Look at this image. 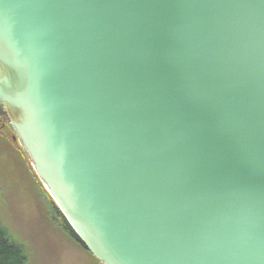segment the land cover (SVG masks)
Segmentation results:
<instances>
[{
    "label": "water",
    "instance_id": "1",
    "mask_svg": "<svg viewBox=\"0 0 264 264\" xmlns=\"http://www.w3.org/2000/svg\"><path fill=\"white\" fill-rule=\"evenodd\" d=\"M0 120L98 264H264V0H0Z\"/></svg>",
    "mask_w": 264,
    "mask_h": 264
},
{
    "label": "rangeland",
    "instance_id": "2",
    "mask_svg": "<svg viewBox=\"0 0 264 264\" xmlns=\"http://www.w3.org/2000/svg\"><path fill=\"white\" fill-rule=\"evenodd\" d=\"M12 131L0 120V224L27 255V264H98L66 235L57 207ZM48 194V193H47ZM58 210V209H57ZM61 214V213H60Z\"/></svg>",
    "mask_w": 264,
    "mask_h": 264
},
{
    "label": "trees",
    "instance_id": "3",
    "mask_svg": "<svg viewBox=\"0 0 264 264\" xmlns=\"http://www.w3.org/2000/svg\"><path fill=\"white\" fill-rule=\"evenodd\" d=\"M46 198L49 196L45 190H43ZM50 201V199H49ZM59 218L61 219L62 227L71 241L76 243L84 251H87L83 244L76 237L72 229L69 227L63 216L56 209L55 210ZM98 262V261H97ZM0 264H27V255L20 245L16 244L9 237L6 229L0 224Z\"/></svg>",
    "mask_w": 264,
    "mask_h": 264
},
{
    "label": "flooded vegetation",
    "instance_id": "4",
    "mask_svg": "<svg viewBox=\"0 0 264 264\" xmlns=\"http://www.w3.org/2000/svg\"><path fill=\"white\" fill-rule=\"evenodd\" d=\"M5 125H7V124H6V123H3V122H1V128H2V127H4ZM12 139H13V140H15V139H14V137H12Z\"/></svg>",
    "mask_w": 264,
    "mask_h": 264
}]
</instances>
